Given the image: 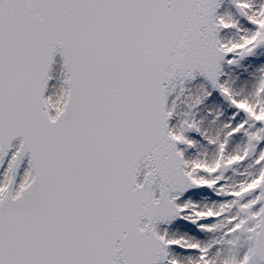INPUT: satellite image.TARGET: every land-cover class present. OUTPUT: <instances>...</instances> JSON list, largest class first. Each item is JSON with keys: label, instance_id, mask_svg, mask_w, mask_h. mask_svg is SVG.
I'll return each instance as SVG.
<instances>
[{"label": "snow or ice", "instance_id": "6c2138e0", "mask_svg": "<svg viewBox=\"0 0 264 264\" xmlns=\"http://www.w3.org/2000/svg\"><path fill=\"white\" fill-rule=\"evenodd\" d=\"M0 264H264V0H0Z\"/></svg>", "mask_w": 264, "mask_h": 264}]
</instances>
